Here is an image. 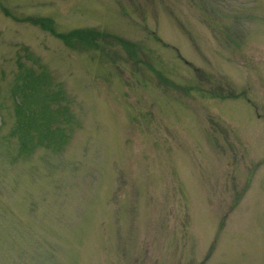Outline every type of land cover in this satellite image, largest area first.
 Segmentation results:
<instances>
[{
  "label": "rangeland",
  "instance_id": "374dc122",
  "mask_svg": "<svg viewBox=\"0 0 264 264\" xmlns=\"http://www.w3.org/2000/svg\"><path fill=\"white\" fill-rule=\"evenodd\" d=\"M27 69L69 137L22 156ZM0 264H264V0H0Z\"/></svg>",
  "mask_w": 264,
  "mask_h": 264
},
{
  "label": "trees",
  "instance_id": "16d2710c",
  "mask_svg": "<svg viewBox=\"0 0 264 264\" xmlns=\"http://www.w3.org/2000/svg\"><path fill=\"white\" fill-rule=\"evenodd\" d=\"M29 21L69 44L73 38L82 43L95 44L106 35L88 29L60 33L55 31L53 24L46 19L32 17ZM114 39L131 52L134 51L135 46L130 41L115 37ZM20 77V81L13 87L16 123L10 132L19 139L20 155H29L40 147L61 149L69 137L62 122L69 114L68 105L62 104L63 91L51 88L53 79L47 69L38 72L27 69Z\"/></svg>",
  "mask_w": 264,
  "mask_h": 264
}]
</instances>
